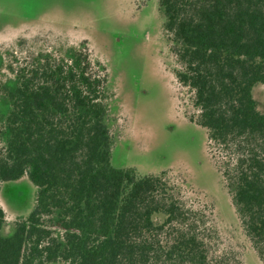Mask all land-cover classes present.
<instances>
[{
  "label": "trees",
  "instance_id": "trees-1",
  "mask_svg": "<svg viewBox=\"0 0 264 264\" xmlns=\"http://www.w3.org/2000/svg\"><path fill=\"white\" fill-rule=\"evenodd\" d=\"M159 11L175 76L198 110L188 121L205 133L243 249L216 254L218 202H188L166 171L112 163L109 72L85 48L69 59L37 55L0 88L10 103L0 190L24 175L39 188L7 237L0 200V264L264 263V112L254 96L264 83V0H159Z\"/></svg>",
  "mask_w": 264,
  "mask_h": 264
},
{
  "label": "rangeland",
  "instance_id": "rangeland-1",
  "mask_svg": "<svg viewBox=\"0 0 264 264\" xmlns=\"http://www.w3.org/2000/svg\"><path fill=\"white\" fill-rule=\"evenodd\" d=\"M85 48L109 72L114 111L109 119L119 133L112 163L141 173L166 171L188 202H218L224 245H216V254L231 243L241 249L246 240L208 157L205 133L188 121L198 110L193 92L175 76L178 64L163 30L159 0H0V88L15 84L14 69L37 55L69 59L72 50ZM254 96L264 112V83L255 86ZM9 111L10 103L0 93L1 132ZM5 142L0 133V144ZM38 191L27 175L1 184L3 236L13 235L16 223L28 218ZM55 233L60 237L59 229Z\"/></svg>",
  "mask_w": 264,
  "mask_h": 264
}]
</instances>
